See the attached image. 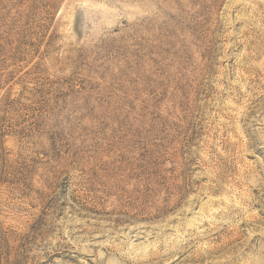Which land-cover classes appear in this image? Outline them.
Masks as SVG:
<instances>
[{"label":"rangeland","instance_id":"rangeland-1","mask_svg":"<svg viewBox=\"0 0 264 264\" xmlns=\"http://www.w3.org/2000/svg\"><path fill=\"white\" fill-rule=\"evenodd\" d=\"M0 264H264V0H0Z\"/></svg>","mask_w":264,"mask_h":264}]
</instances>
